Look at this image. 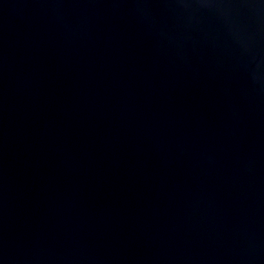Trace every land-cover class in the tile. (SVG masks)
Listing matches in <instances>:
<instances>
[{"label":"water","instance_id":"95a60500","mask_svg":"<svg viewBox=\"0 0 264 264\" xmlns=\"http://www.w3.org/2000/svg\"><path fill=\"white\" fill-rule=\"evenodd\" d=\"M0 264H264V0H0Z\"/></svg>","mask_w":264,"mask_h":264}]
</instances>
